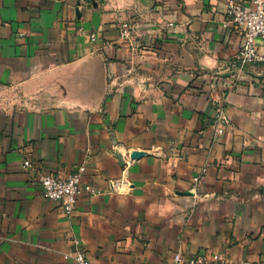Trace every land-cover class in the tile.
I'll use <instances>...</instances> for the list:
<instances>
[{
	"label": "crops",
	"instance_id": "0c3cea01",
	"mask_svg": "<svg viewBox=\"0 0 264 264\" xmlns=\"http://www.w3.org/2000/svg\"><path fill=\"white\" fill-rule=\"evenodd\" d=\"M228 1L0 0V264H75V240L91 264H264V66L239 67ZM82 163L105 193L69 216L37 177Z\"/></svg>",
	"mask_w": 264,
	"mask_h": 264
},
{
	"label": "built area",
	"instance_id": "2783aa9c",
	"mask_svg": "<svg viewBox=\"0 0 264 264\" xmlns=\"http://www.w3.org/2000/svg\"><path fill=\"white\" fill-rule=\"evenodd\" d=\"M228 23H233L244 33V42L236 55V61L240 68L247 65L261 63L264 66V0H229L227 3ZM167 26H174L173 22ZM136 31L135 25L130 20H122L119 24V35L122 40L131 41ZM23 35V34H22ZM96 39V34H91V40ZM229 124V118L223 110H218L213 119V127L217 134H223L225 126ZM118 146V144H116ZM132 158L124 154V176L108 182L109 192H127L128 169ZM25 169L33 167V162L26 158L23 160ZM87 171L85 163L80 164L73 172L66 177L58 176L54 173H41L37 181L42 187V194L45 198L59 201L61 208L66 215H71L76 207L79 196L88 193L92 196L105 193L104 190L94 185L84 182ZM205 172V169L203 170ZM200 176L193 178L194 187L199 184ZM77 246L74 252L64 253L65 259H72L75 264H91V260L86 252L78 247L79 241L75 240ZM167 264H204L200 257L188 258L182 251H178L167 262ZM245 264H255L250 261Z\"/></svg>",
	"mask_w": 264,
	"mask_h": 264
},
{
	"label": "water",
	"instance_id": "95a60500",
	"mask_svg": "<svg viewBox=\"0 0 264 264\" xmlns=\"http://www.w3.org/2000/svg\"><path fill=\"white\" fill-rule=\"evenodd\" d=\"M148 155L147 152L145 151H134L131 153V158L132 159H139L142 158L143 156Z\"/></svg>",
	"mask_w": 264,
	"mask_h": 264
},
{
	"label": "rangeland",
	"instance_id": "374dc122",
	"mask_svg": "<svg viewBox=\"0 0 264 264\" xmlns=\"http://www.w3.org/2000/svg\"><path fill=\"white\" fill-rule=\"evenodd\" d=\"M96 93L97 92L93 90V91L89 92L88 95L91 96V97H95ZM76 94L77 95H82V92L77 91ZM92 99L94 100L95 98H92Z\"/></svg>",
	"mask_w": 264,
	"mask_h": 264
}]
</instances>
